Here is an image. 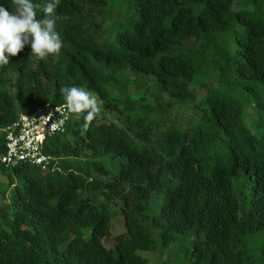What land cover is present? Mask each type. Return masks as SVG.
I'll use <instances>...</instances> for the list:
<instances>
[{
    "label": "trees",
    "instance_id": "trees-1",
    "mask_svg": "<svg viewBox=\"0 0 264 264\" xmlns=\"http://www.w3.org/2000/svg\"><path fill=\"white\" fill-rule=\"evenodd\" d=\"M55 14L59 54L26 45L0 66V155L62 86L101 111L45 142L46 171L0 164V264H151L155 237L189 264H264V0H59ZM187 107L197 122L173 116Z\"/></svg>",
    "mask_w": 264,
    "mask_h": 264
},
{
    "label": "clouds",
    "instance_id": "clouds-1",
    "mask_svg": "<svg viewBox=\"0 0 264 264\" xmlns=\"http://www.w3.org/2000/svg\"><path fill=\"white\" fill-rule=\"evenodd\" d=\"M58 3L59 0H50L41 6L34 4L32 0H12L11 10L0 6V66L8 65L10 58L17 57L26 45L31 48L29 59L46 61L50 55L59 54L62 41L56 30V22L69 17L55 14ZM38 8H42V18H37ZM60 91L64 100L62 107L75 114L77 120L83 119L82 131H88L101 111L96 98L75 86H62ZM59 123L62 124L63 121L60 120ZM55 126L53 125V130Z\"/></svg>",
    "mask_w": 264,
    "mask_h": 264
},
{
    "label": "built area",
    "instance_id": "built-area-1",
    "mask_svg": "<svg viewBox=\"0 0 264 264\" xmlns=\"http://www.w3.org/2000/svg\"><path fill=\"white\" fill-rule=\"evenodd\" d=\"M72 115L62 106H46L32 115L20 114L16 123L5 130V148L0 155V164L7 168L27 164L46 171L51 158L42 152L45 141L64 132ZM53 125H56L55 130Z\"/></svg>",
    "mask_w": 264,
    "mask_h": 264
},
{
    "label": "rangeland",
    "instance_id": "rangeland-1",
    "mask_svg": "<svg viewBox=\"0 0 264 264\" xmlns=\"http://www.w3.org/2000/svg\"><path fill=\"white\" fill-rule=\"evenodd\" d=\"M241 7H236V10H239ZM119 20V19H117ZM113 34L110 30L106 32H99L96 36L97 42H104L105 40H112ZM195 95L197 96V103L199 104L201 99L206 96L205 90H198L195 88ZM139 97V94L136 95V98ZM174 117L178 116L184 123L186 124L188 121H193L194 123L198 121V114L193 108L187 107V108H179L176 111H174L173 114ZM110 117H107V120ZM110 119V120H114ZM115 123L116 119H115ZM16 182V181H15ZM12 189L10 188V185L8 184V180L5 176L0 174V210L3 208L7 203H10L11 197H12ZM121 216V215H119ZM122 217V216H121ZM120 219V217H119ZM114 220V219H113ZM0 225H2V222H0ZM115 225L118 228H121L119 231H116L117 233H123L126 229L124 225L121 227L119 222H115ZM112 230H115V227L113 225ZM157 240V243L155 246L161 249V252H157L154 254H151L150 252H140V256L147 259L151 264H189L191 262L190 256H187L185 249H181L179 246V243L172 244L169 248H161L158 244V238L155 237ZM113 243L108 244V247H112Z\"/></svg>",
    "mask_w": 264,
    "mask_h": 264
}]
</instances>
